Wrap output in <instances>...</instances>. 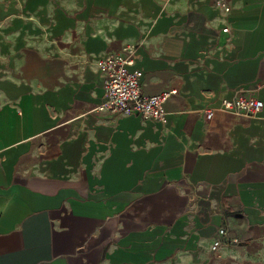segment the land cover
<instances>
[{"label":"crops","instance_id":"obj_1","mask_svg":"<svg viewBox=\"0 0 264 264\" xmlns=\"http://www.w3.org/2000/svg\"><path fill=\"white\" fill-rule=\"evenodd\" d=\"M216 1L0 0V264H264V0ZM126 44L167 122L99 110Z\"/></svg>","mask_w":264,"mask_h":264},{"label":"built area","instance_id":"obj_2","mask_svg":"<svg viewBox=\"0 0 264 264\" xmlns=\"http://www.w3.org/2000/svg\"><path fill=\"white\" fill-rule=\"evenodd\" d=\"M216 4L224 11H229L230 6L224 0H217ZM227 27L223 31H227ZM134 44L124 45L119 52L107 54L98 60V68L107 75L104 85V100L99 104V110L117 114H136L142 119H156L167 122V113L164 102L175 90H168L155 95L144 94L141 87L142 72L139 69H131ZM263 107L261 99L254 95H238L230 100L222 101L224 110L248 116L256 115ZM207 120L212 117L211 110H205L202 114ZM191 116V115H190ZM192 120L197 116H191ZM218 233H226L224 228H219ZM222 246L220 239H214L211 244L213 252L218 253Z\"/></svg>","mask_w":264,"mask_h":264}]
</instances>
